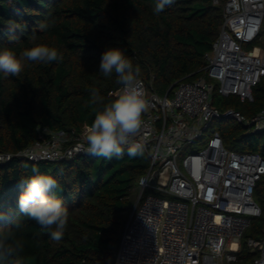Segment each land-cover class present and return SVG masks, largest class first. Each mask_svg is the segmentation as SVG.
I'll return each instance as SVG.
<instances>
[{
    "label": "trees",
    "instance_id": "1",
    "mask_svg": "<svg viewBox=\"0 0 264 264\" xmlns=\"http://www.w3.org/2000/svg\"><path fill=\"white\" fill-rule=\"evenodd\" d=\"M227 1L175 0L157 16L154 0H0V46L19 52L32 46L35 33L37 43L55 47L63 56L50 64L26 63L19 77L0 76V154L13 155L0 162V213L7 216L0 220V229L13 227L17 217L26 225L20 230L24 251L14 258L15 264H115L149 157L144 152L130 157L127 149L119 159L86 155L33 162L17 155L39 139L43 128L80 132L90 126L93 107H102L90 105V89H97L104 103L115 99L121 88L115 74L106 78L99 72L102 54L109 47L121 48L140 68L137 79L162 97L171 96L180 81L206 77L205 56L219 36ZM9 20L21 25L14 34L6 27ZM45 20L55 26L40 32L37 25ZM253 96V102L232 96L213 105L234 108L248 117L257 115L264 109V77ZM219 133L228 150L264 158V130L253 132L236 123L223 126ZM33 166L57 181L59 188L52 195L68 209V225L59 241L21 217L19 180L35 175ZM255 196L263 214L253 220L236 264H248L254 257L246 239L263 234L264 183Z\"/></svg>",
    "mask_w": 264,
    "mask_h": 264
},
{
    "label": "built area",
    "instance_id": "2",
    "mask_svg": "<svg viewBox=\"0 0 264 264\" xmlns=\"http://www.w3.org/2000/svg\"><path fill=\"white\" fill-rule=\"evenodd\" d=\"M263 31L264 0H228L219 36L205 56L206 77L180 81L171 96L163 97L138 79L149 107L131 143L142 146L150 166L139 181L115 264L238 263L246 233L263 214L255 195L264 183V158L228 150L219 132L204 150L184 156L181 163L180 158L216 119L264 130V109L248 117L213 105L215 91L243 103L254 101L253 89L264 77ZM88 127L80 132L43 128L39 139L17 156L55 162L90 155ZM11 158L0 154L1 163ZM245 242L254 255L248 264H264V230L262 237Z\"/></svg>",
    "mask_w": 264,
    "mask_h": 264
},
{
    "label": "clouds",
    "instance_id": "3",
    "mask_svg": "<svg viewBox=\"0 0 264 264\" xmlns=\"http://www.w3.org/2000/svg\"><path fill=\"white\" fill-rule=\"evenodd\" d=\"M174 2L175 0H154V14L158 16ZM54 26V21L45 20L39 22L37 28L40 32H47ZM6 27L9 33L14 34L21 25L15 20H9ZM36 41L37 37L33 33L32 46L19 52L7 45L0 46V76L4 79L19 77L26 63L50 64L63 60L57 48ZM99 72L106 78L115 74L116 83L121 85V88L115 99L108 103H104V98L97 89L89 90L90 105L102 107H93L95 118L87 128L86 152L106 159H119L125 155L127 146V154L130 157L143 155L142 146L131 143L140 133L143 114L149 107L145 91L137 79L140 68L133 66L121 48L109 47L102 54ZM23 166L28 167L27 164ZM31 171L35 175L19 180V186L22 188L18 198L21 217L34 221L52 240L59 241L66 231L69 219V212L63 201L52 195L59 185L53 177L40 174L36 166H33ZM6 218L5 214L0 213V220ZM25 226L24 221L17 217L13 227L0 229V264H15L14 258L24 251V239L20 230Z\"/></svg>",
    "mask_w": 264,
    "mask_h": 264
},
{
    "label": "rangeland",
    "instance_id": "4",
    "mask_svg": "<svg viewBox=\"0 0 264 264\" xmlns=\"http://www.w3.org/2000/svg\"><path fill=\"white\" fill-rule=\"evenodd\" d=\"M262 39L264 41V31L262 34ZM216 93H218V92L215 91V93H214V102H219V100L221 101V100L225 99L220 95L218 98L215 99ZM233 124H236V122L233 120H226V121H220L218 119L214 120L212 122L210 129L205 133L203 139H201L200 141L195 142L194 144H191V145L186 147V149L184 150L183 156L180 158V163L182 162L184 156L189 155V154H195V153H198V152H201L202 150H204L207 147L208 142H209L210 138L212 137V135L215 132H219L223 126H230ZM149 193H150V191H149Z\"/></svg>",
    "mask_w": 264,
    "mask_h": 264
}]
</instances>
